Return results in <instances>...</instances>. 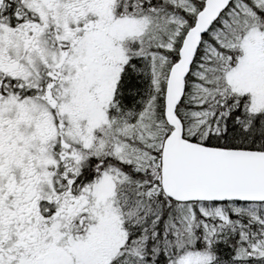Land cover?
<instances>
[{
  "label": "snow or ice",
  "instance_id": "snow-or-ice-1",
  "mask_svg": "<svg viewBox=\"0 0 264 264\" xmlns=\"http://www.w3.org/2000/svg\"><path fill=\"white\" fill-rule=\"evenodd\" d=\"M0 264H264V0H0Z\"/></svg>",
  "mask_w": 264,
  "mask_h": 264
}]
</instances>
